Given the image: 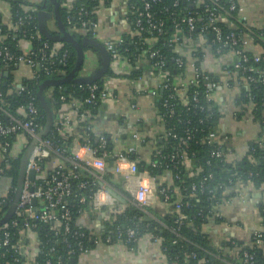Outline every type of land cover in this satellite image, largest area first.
<instances>
[{"label":"built area","instance_id":"2783aa9c","mask_svg":"<svg viewBox=\"0 0 264 264\" xmlns=\"http://www.w3.org/2000/svg\"><path fill=\"white\" fill-rule=\"evenodd\" d=\"M127 5L128 14L132 22L134 36H139L137 44L140 52L148 58L152 67L160 79V87L166 90L167 97L163 100L162 106L169 115L174 113V105L169 100L177 99L187 110L194 108L197 102L198 92L188 93L189 85H198L202 83L205 87L203 94L206 100L213 102V94L220 86L235 87L237 89L234 97L235 110L237 111V99L243 96L247 102H243L246 110H253L256 106V100H259V107L264 110V23L255 27L249 23L245 14L241 0H170L169 4H164V0H118ZM264 2V0H263ZM68 13L66 15V29L71 34H77L84 31L90 33V37L99 40L105 47L109 55V68L112 70L118 66V60L121 58L120 47L124 44V38L118 39H99V23L91 14H95V9L89 11L84 3L74 10L73 5L66 6ZM73 9V11H72ZM76 16V20L74 18ZM35 16L30 10H25L23 14L15 13L10 15L7 25L12 32H18L20 36L13 52L3 41L6 36L0 24V63L4 66H13L17 69L25 67L28 69V78L37 82L41 74L49 78H59L57 75L64 72L68 64L69 50L62 48L61 42L50 44L48 40L41 41V34L36 26L31 25ZM1 21V20H0ZM170 32V37L164 39L162 46L170 47L176 55L169 59L161 53L159 47L154 46L158 38ZM15 40V37L13 36ZM29 42V49H24L20 45L21 41ZM33 40H38L34 46ZM207 53L212 56L231 55L232 60L223 67L226 74V80H219L213 74L208 72L203 66L202 61ZM167 61L174 65L175 74L170 75L165 68ZM190 75H187V69ZM114 75H106L101 80V85L97 82L90 84H78V86L87 93L83 101L73 99L67 104L69 108L77 109L83 103L87 105L96 104L99 101H108L114 103L118 97L115 91L110 89V84ZM15 90L25 91L26 88L19 82H13ZM19 85V86H18ZM243 91V94H242ZM64 100V96H60ZM190 104L192 105L190 107ZM135 105L133 104V107ZM3 92L0 89V113H3L5 120L0 115V162L3 166L0 168L3 174L9 162L17 157L20 152H13L14 142L20 137L23 146L36 137L38 131L43 127L35 122L39 113L35 101V95L29 93V101L20 111L23 117H16L5 111L3 108ZM76 111V110H75ZM64 112L60 115V121L54 123L58 131H66L68 135H73L70 154H67L64 148H60L53 143L47 136L37 140L31 150L25 165V176L21 185L18 201L15 206L12 217L3 224L9 223L7 229L0 234V264H8L5 261L11 259L13 263L35 264L37 253L44 255L42 264H52L49 257L57 251V243L64 245L66 257L60 254L56 255L57 264H69L72 259L79 258L81 255L89 252L91 249L102 246L119 243L131 248L139 238L140 229L137 227H122L119 224L113 226V221L117 214H121L127 201H132L141 208L145 217L151 219L146 210L150 204V197L158 195L167 201L169 192L177 189V200L174 202V210L177 213L175 219L176 226L168 227L175 238H180L179 225L186 220L187 215L181 211V199L183 198L179 188L176 186L168 187L165 185L156 186L154 180L156 175L147 167L169 170L165 160H174L180 162L184 167L189 162H194V155L189 156L185 151L168 155H158L157 160H150L143 170H138L137 160L129 158V154H138V146L144 142V139L135 131L131 135L132 143L126 146L118 145V137L111 134L113 147L108 150L107 138L104 134L97 137L98 144L94 147L90 145L89 140L80 143L79 134L72 130L75 126L74 118L76 112ZM234 112L233 118L239 119L238 113ZM248 118L255 122L253 115L248 112ZM246 115V114H245ZM85 118L82 113L80 115ZM244 116V115H243ZM242 116V117H243ZM205 118H199L198 124H202ZM184 129L185 140L194 138L195 132H203L204 129L199 125H194L190 120ZM90 129V125L86 126ZM164 138H177V134L172 130L164 131ZM202 142L210 146L208 151L207 163L210 159L218 161L226 160V145L223 147L224 139L220 138L216 129H208ZM14 140V141H13ZM195 143L198 140H194ZM83 151L85 152L83 154ZM82 153V154H80ZM61 156L65 164H57L47 174L41 175L44 161L51 155ZM112 160V174L121 176V187L123 192L112 187L105 180V172L108 161ZM139 159V157H138ZM230 162V161H228ZM234 167L235 162H231ZM84 169L90 175L87 180H79L77 169ZM35 172V178L28 177L29 172ZM197 170H201L197 167ZM172 174V173H171ZM77 180V187L84 189L91 194L75 193L73 181ZM213 180V173L203 174L198 184H192L190 194L195 196L197 188L203 192L204 185ZM229 178L228 184H234V191L239 193L240 186L244 184L239 177ZM110 190L120 195L125 202H119ZM9 189L1 195L3 198L0 204L4 203ZM214 190L224 192V185H215ZM214 190L208 191L207 200L211 205L207 209L208 214L214 215L220 202L215 199ZM15 191V189H14ZM35 200V203L32 201ZM189 206V203H185ZM5 214V212H4ZM103 214L102 216H100ZM89 216H100L101 225L90 226L81 224L80 221L88 220ZM97 219V218H96ZM95 219V220H96ZM109 226H113L107 230ZM38 224H45L48 233L51 234L50 242L40 248L36 245L34 249L25 244L28 240L26 233L28 231L36 234ZM100 226H103L101 228ZM260 227L251 231L248 240L245 243L230 238L231 247L221 250L222 256L227 255L231 260L221 258L226 264H257L255 263L254 250L262 249L264 252V218L260 220ZM150 234V233H149ZM153 241L158 243L161 248V255L168 259L166 248L161 246V238L150 234ZM176 239L172 241L175 243ZM188 256H195L190 253ZM219 257L218 255H215ZM186 259V257H184ZM179 255L175 254L171 262L177 264ZM205 262V258H201ZM72 264V263H71ZM264 264V261L263 263Z\"/></svg>","mask_w":264,"mask_h":264},{"label":"trees","instance_id":"16d2710c","mask_svg":"<svg viewBox=\"0 0 264 264\" xmlns=\"http://www.w3.org/2000/svg\"><path fill=\"white\" fill-rule=\"evenodd\" d=\"M6 1L9 3L11 16L15 13L23 14L25 10H30L35 16V20L31 25L36 26L38 30L36 13L42 8L43 2L38 4H32V9H26L23 5L27 2L24 0ZM57 1L59 2V13L61 20L64 25H66L65 18L68 13L67 7L63 5V0ZM99 1L100 0H77L73 4V8L75 10L79 7L80 3H84L85 7L88 8L89 11H92L96 8ZM102 1L106 2L107 4L111 2V0ZM169 3L170 0H164V4ZM47 11H52L51 5L48 7ZM90 16L91 18H95L94 13ZM74 18L76 20V16H74ZM0 24L3 29V34L6 36L3 43L7 47H9L11 51L17 52L15 43L17 39L20 38L18 32L16 33L10 31L7 25L3 24L1 21ZM52 32L56 33L57 30ZM73 35L76 36L77 39H81L84 36L90 37V33L87 31ZM13 36L15 37V40L13 39ZM138 37L139 36H133L131 38L123 37L124 44H122V46L120 47V53L124 57L128 58L130 61H132L136 57L137 53L141 51L137 44ZM168 37H170L169 28L168 33L166 35L158 38V40L154 42V46L159 47L161 53L166 55L169 59L171 56H174L176 54L173 53L172 50H170V47L162 46L164 39H168ZM40 40L43 41L48 39L41 36ZM48 41L50 44L54 43L53 41ZM33 44L34 46H36L38 44V40H33ZM61 46L62 48H67L69 52L73 51V48L66 42H61ZM75 61V53L69 54L67 67L65 68L64 72L57 75L56 77L61 78L68 74L74 67ZM165 68L169 71L170 75H174L176 72L173 69L174 65L172 62L167 61V63L165 64ZM15 70L16 68L11 65L4 66L2 62L0 63V89L3 92V108L5 109V111L9 112L13 116L23 117L21 115L22 112L20 111V108L25 107L27 105V102L29 101V93H33L35 95L36 105L39 110L35 122L38 123L40 126H43L45 121V113L37 99L36 92L38 90L39 85L43 81L49 79V77L41 74L37 82L33 81L28 77H24L22 78L21 83L22 86L26 88V90L18 92L17 90H15V87L13 85V72ZM81 70L82 67L79 70L80 74ZM5 71H8L7 76L4 75ZM107 74L111 76L113 75L112 70L110 68ZM95 82H97L99 85H101L102 83L100 79ZM50 88L52 89L51 109L53 113V125L47 137L50 138L55 145L60 146V148H64L67 154H70V147L72 145L73 135L69 136L66 131H58L55 129L54 123L60 121V118L57 117V112H60L61 114L64 113L63 111L65 110H61L62 106L64 104H68L73 99H77L82 102L83 98L86 96L87 93L84 91V89L80 88L78 84H74L71 82L63 86H54ZM50 88H46L44 90V94ZM204 89L205 87L202 83H198V85L188 86V93H191L195 90L198 92L197 102L195 104H192L195 105V107L192 109L190 108L189 110H187V107L183 106L177 99L169 100V102L173 103L174 105V113L172 115H169L168 112H166L162 106L163 100L167 97L166 90H162L161 93H158V107L161 121L165 126V130H172L174 133L177 134V138H162L163 142L161 144H157L158 150L156 149L153 152L151 159L157 160L158 155L164 156L173 153L180 154L181 152L185 151L189 156H191V154L194 155V163L197 167L201 168L200 171L196 168H194L193 171H189L184 167V165H181L180 162L176 160H174L173 162L169 161L168 158L165 160V162L168 164L169 169H171L173 186L178 187L179 191L183 196L180 201L181 211L187 215L186 220H184L182 224L178 226L179 234L181 237L175 238V235L171 233V231H169L167 227L163 226V224L168 227L176 226L175 219L177 217V213L174 210V202L177 200V195L172 190L169 192V198L167 200V202L171 204L172 209L170 212H168L161 218L163 224L156 221L155 219H149L145 217V213L143 212V210L136 206L135 203L132 201H127L125 203L123 212L121 214H117L113 221V226L119 224L122 227H138L140 229L139 236L145 233H150L152 235L160 237L162 241L161 246L166 248V255L168 257L169 262H171L172 257L175 254L179 255L177 264H226L221 260V258H224L228 261L231 260L229 256H222L223 253H221V250H223L224 248L231 247V243L229 241H226L223 242L220 247L212 246L211 239L209 238L208 234L202 231V226L207 221H209L210 218H216L220 221V219L217 218L216 215L207 213V209L211 205V201L207 200L208 191L214 190V186L218 184L224 185V189L233 188L234 184H228L227 180L233 177V182H235L236 176L239 177L245 183H251L254 188H258L264 183V147L258 143H254L249 146L244 156L241 159L235 161L234 167L231 162H221L215 159H210L209 163H207V160L209 159L208 151L210 149V146L204 144L202 140L204 139L203 137L208 129H215V124L220 118V110L219 107L214 104V102L206 100L203 94ZM60 96H64L65 99L61 100ZM237 100L238 101L236 103V112L238 113V117L242 118L243 115L250 112L253 115L254 119L259 120V124L264 127V110H262L263 107H259V100H256V106L253 108V110H246L243 107V102H247V100L243 98V96L238 97ZM99 102L93 105H87L83 103L77 109L69 108L70 113L76 110V116L74 118L75 126H72V130L76 131V133L79 134L80 143L83 144L87 140H89L90 145L92 147L98 144V135L104 134L107 138L106 149L110 150L113 147L112 139L110 138L111 134L98 130L95 125L92 124V118H90V114L95 111L92 110L93 106H96ZM192 105L190 104V107ZM65 112H69V110H66ZM82 113L85 115V118H82L80 116L82 115ZM0 115L2 116L3 120H5L4 114L0 113ZM199 118H205V121L202 124H198ZM186 120H190L194 125H199L201 128L204 129V131L195 132L194 138H192L191 140H185L184 129L187 125L185 123ZM139 124H141V122ZM87 125H90L91 128L87 129ZM194 140H198V142L195 143ZM27 144L22 147L20 152L17 154V157L9 162L8 167L5 168L3 174L1 175L0 173V177H2V179L4 178L3 180L8 181L10 183L7 196L4 199V203L0 204V218L4 215V212H6L8 206L13 200L14 189L16 186V180L20 165V157ZM222 146L224 147L225 143H223ZM129 158L137 160V166L139 171L143 170L146 167V164L140 159H138V154L131 153L129 154ZM2 166L3 164L0 162V168ZM147 168L152 170V174L154 175H157L158 173L164 170L163 168L157 169L151 168L150 166H148ZM111 169V166H107L104 175L105 180H107L113 188L119 190L120 192H123V188L121 187V185L113 180V174L111 172ZM207 172L213 173V180L207 182L204 185L203 192H200L197 188V190L195 191V196H188L191 193V185L198 184L201 176ZM77 173L79 174V180H87L90 178V175L84 169H77ZM77 183V180L73 181V189L75 193H85L86 195L91 194L90 192L81 189L80 187H77ZM214 193L215 199H217L220 203L225 197H228V195H223L220 190H214ZM232 194L233 193H231V195ZM1 198L3 197L0 195V200ZM186 202L189 203V206L185 205ZM146 210L150 211V207H147ZM258 210L264 218V199L260 203H258ZM104 224L105 226H107V230L113 227L109 226L108 223ZM8 226L9 223L5 226H0V234L1 231L7 229ZM35 231L37 235L36 245H38V247L40 246V248L47 245L52 239V236L50 233H48V228L45 224H38ZM174 239H176V242L172 243ZM262 239L264 241V233ZM56 247V253L49 256L53 261L52 264H57L55 258L56 255L60 254L63 258L66 257V250H64V245L58 242ZM190 253H195V256H188ZM254 253L256 261L255 263L262 264L264 261V252L262 251V249L259 248L257 250H254ZM218 254L219 257H216L215 255ZM184 257H186V259ZM201 258H205V262H201ZM43 260L44 255L40 252L37 253L35 257V264H42ZM5 262L8 264H22L21 260L18 263H13L10 258L7 259V261ZM73 264H76V262Z\"/></svg>","mask_w":264,"mask_h":264},{"label":"crops","instance_id":"0c3cea01","mask_svg":"<svg viewBox=\"0 0 264 264\" xmlns=\"http://www.w3.org/2000/svg\"><path fill=\"white\" fill-rule=\"evenodd\" d=\"M27 3L23 6L26 9H32V4L44 2V0H24ZM77 0H63V5H73ZM244 7V14L255 27L264 23V2L263 0H241ZM50 5L47 4L45 10ZM10 6L6 0H0V20L2 23H8L10 20ZM51 22L48 23V19ZM95 18L99 23V39L120 37H133L134 32L130 20L127 5L118 0H111L109 4L100 0L95 8ZM45 24L49 31L57 30L54 21L53 12L47 11ZM20 45L24 49H29V42L23 40ZM89 51V50H85ZM91 51V50H90ZM92 52V51H91ZM231 55L212 56L207 53L202 61V66L219 80L227 79L224 66L228 60H232ZM97 64L84 66L81 75L92 73L98 66ZM28 69L21 67L13 72V82L18 84L22 78L28 76ZM108 75V74H107ZM113 80L110 89L115 91L117 101L114 103L101 101L92 110L90 114L91 122L95 127L104 132H108L118 137V145L126 146L132 143L131 135L137 132L144 139V142L138 146V157L148 163L151 160L153 152L161 144L159 139L164 138L165 126L159 116L158 93L162 92L160 79L156 75L152 64L144 53H137L136 57L130 61L123 55L118 60V66L114 69ZM187 75H190L189 68ZM237 89L235 87L220 86L213 94V102L219 107L220 118L215 124V129L220 138L224 139L227 148L226 160L235 162L241 159L247 152L249 146L258 143L264 147V127L258 122L248 118V114L242 118L234 119L233 114L236 111L234 97ZM51 107L52 89L50 88L44 94ZM133 104L135 105L133 107ZM61 110H70L67 104H64ZM63 111V112H65ZM61 113L57 112L60 118ZM141 122V124H139ZM22 138L14 142L13 152H19L23 144ZM252 143V144H250ZM158 150V149H157ZM85 152L83 151V154ZM82 154V153H80ZM57 164H65L64 159L59 155H51L42 166L41 175L47 174ZM189 171H193L197 166L194 162H189L185 166ZM113 180L121 185V176L113 174ZM156 186L165 185L173 187L172 174L169 170H163L156 175L154 180ZM10 183L2 180L0 177V195L9 188ZM236 187V186H235ZM233 188H226L223 195H228L220 203L215 212L217 218H210L202 226V231L207 233L211 239L212 246L220 247L223 242L233 238L236 241L245 243L251 231L260 226L262 218L258 210V203L264 199V183L254 188L251 183H244L240 186L239 193ZM178 194L177 189H174ZM231 193H233L231 195ZM230 195V196H229ZM150 211L148 215L151 219L160 222L161 218L171 211V204L161 199L158 195L150 197ZM101 214L100 216H102ZM98 216H89L88 220L80 221L81 224L94 226L101 225L102 221ZM96 219V220H95ZM166 227V225L163 224ZM28 240L25 244L34 249L36 234L28 231L26 233ZM76 264H174L161 255L160 245L153 241L150 234L145 233L139 236L137 242L131 247L119 243L111 245H102L91 249L89 252L81 255L76 260Z\"/></svg>","mask_w":264,"mask_h":264},{"label":"water","instance_id":"95a60500","mask_svg":"<svg viewBox=\"0 0 264 264\" xmlns=\"http://www.w3.org/2000/svg\"><path fill=\"white\" fill-rule=\"evenodd\" d=\"M47 4L52 6L54 21L57 25L56 33L49 31L45 24V18L47 14V10H45V7ZM36 18H37V26H38L39 33L44 38L50 41L68 43L73 48V51H71L70 54L75 53L76 61H75V64L72 70L68 74H66L64 77L49 78L43 81L38 87L36 96L45 113L44 125L38 131L36 137H33L29 141V143L26 145L25 149L22 152V155L20 157V165H19V170H18V175H17V180H16L14 197H13L11 204L8 206L5 214L0 218V226L8 222V220L12 217L14 213L15 206L19 198L21 185H22V182L25 176V165L31 153L32 148L34 147L38 139L48 135L53 125L52 109L49 103L47 102V100L45 99L44 90L46 88H50L54 86H63L70 82L74 84H90L99 79L104 78L107 75V72L109 70V55L104 45L95 38L84 36L81 39H77L76 36L68 32L64 23L61 20L60 13H59V2L57 0H44L42 8L38 10L36 13ZM86 48L98 55L99 62H98L97 68L92 73L83 76L79 73V70L82 67L83 62H84ZM7 74H8V71H5L4 75L7 76ZM159 141L161 142L162 139L160 138ZM112 163L113 161L110 159L108 161V165L112 166ZM28 177L30 179H34L35 172L31 170L28 174ZM109 192L114 197H116V199L119 202L121 203L125 202V200L120 195H118L115 191L109 189ZM35 202H36L35 200L32 201V203H35ZM100 218L101 217L98 216L97 222H99ZM100 227L103 228V226H100ZM71 262L72 264L75 263V259H72Z\"/></svg>","mask_w":264,"mask_h":264},{"label":"rangeland","instance_id":"374dc122","mask_svg":"<svg viewBox=\"0 0 264 264\" xmlns=\"http://www.w3.org/2000/svg\"><path fill=\"white\" fill-rule=\"evenodd\" d=\"M49 22H51V19L50 18L48 19V23ZM96 60H98V55L97 54L91 52L90 50L89 51H86L85 52V58H84V62H83L82 68L84 66H87V65L97 64V61ZM1 179H2V177H1Z\"/></svg>","mask_w":264,"mask_h":264}]
</instances>
